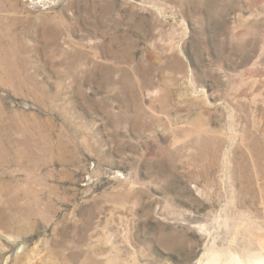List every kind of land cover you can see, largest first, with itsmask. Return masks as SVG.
I'll return each instance as SVG.
<instances>
[{
	"label": "rangeland",
	"instance_id": "374dc122",
	"mask_svg": "<svg viewBox=\"0 0 264 264\" xmlns=\"http://www.w3.org/2000/svg\"><path fill=\"white\" fill-rule=\"evenodd\" d=\"M262 262L264 0H0V264Z\"/></svg>",
	"mask_w": 264,
	"mask_h": 264
},
{
	"label": "bare ground",
	"instance_id": "6f19581e",
	"mask_svg": "<svg viewBox=\"0 0 264 264\" xmlns=\"http://www.w3.org/2000/svg\"><path fill=\"white\" fill-rule=\"evenodd\" d=\"M261 262V261H260ZM262 264H264V262H262Z\"/></svg>",
	"mask_w": 264,
	"mask_h": 264
}]
</instances>
